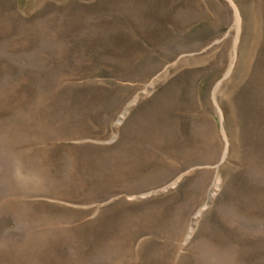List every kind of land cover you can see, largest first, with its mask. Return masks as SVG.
I'll list each match as a JSON object with an SVG mask.
<instances>
[{"label": "rangeland", "instance_id": "1", "mask_svg": "<svg viewBox=\"0 0 264 264\" xmlns=\"http://www.w3.org/2000/svg\"><path fill=\"white\" fill-rule=\"evenodd\" d=\"M0 264H264V0H0Z\"/></svg>", "mask_w": 264, "mask_h": 264}]
</instances>
